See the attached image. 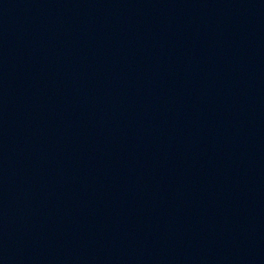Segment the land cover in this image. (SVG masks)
Masks as SVG:
<instances>
[{"label":"water","instance_id":"1","mask_svg":"<svg viewBox=\"0 0 264 264\" xmlns=\"http://www.w3.org/2000/svg\"><path fill=\"white\" fill-rule=\"evenodd\" d=\"M0 264H264V0H0Z\"/></svg>","mask_w":264,"mask_h":264}]
</instances>
